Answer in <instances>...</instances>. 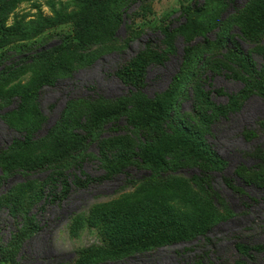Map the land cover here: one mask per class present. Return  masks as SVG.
I'll use <instances>...</instances> for the list:
<instances>
[{
    "label": "rangeland",
    "instance_id": "1",
    "mask_svg": "<svg viewBox=\"0 0 264 264\" xmlns=\"http://www.w3.org/2000/svg\"><path fill=\"white\" fill-rule=\"evenodd\" d=\"M91 1L11 0L7 9L0 11V26L3 27L0 31V66L13 70L20 65L28 68L26 72L16 69L15 75L0 84V97L10 88L28 84L36 72L53 74L52 83L41 87L28 105L30 109L35 103L38 104L39 112L46 118L43 129L37 134L39 138L46 137L62 116L69 120L78 118L86 124L92 117L113 113L133 100L141 104L142 113L150 108L152 101H159L166 110H174L178 122L193 128V124L198 122L194 116L195 107L205 111L211 104L227 105L228 95L236 94L243 87L240 81L230 77V72L236 73L235 68L221 58L224 53L221 48L226 41L228 45L237 42L257 65L263 62L258 49L240 34L238 24L231 25L227 34L218 33L217 38L216 29L209 35V40L216 41L214 51L206 47L203 38L186 32L184 37H177L175 54L165 65L150 68L147 86L133 96L131 90L116 77L118 68L135 57L149 40L159 42L163 39L161 30L166 25L174 28L184 22L181 14L183 6L204 0H125L119 7L122 23L116 24L114 30L111 27L106 30L105 27L97 31L95 27H89L90 34L83 50L60 54L48 65L34 67L39 55L47 53L52 56L64 38L75 31L70 18L76 13L79 15L80 10L88 12L90 8H86V4ZM206 1L210 4L208 12L193 16L199 22L208 23L214 8L212 0ZM246 4L248 0H236L235 6H230L226 15ZM3 5L0 2V7ZM105 30L113 36L112 41L102 39ZM224 35L226 41L222 39ZM187 42L196 45L197 49L192 55L193 60L184 64ZM99 43L105 44L101 46ZM261 44L264 47V36ZM7 52L9 54L4 57ZM51 64L54 65L52 70ZM18 105V100L9 95L7 99L0 98V155L18 160L35 159L47 152L53 146V141L27 150H10L12 141L21 137ZM239 106L241 109L236 110L240 111L214 121L211 135L205 137L211 149L228 163L224 173L214 175L213 186L235 213L232 219L210 231L208 237L211 244L200 238L135 255L117 263L101 264H218L237 258L234 246L239 241L264 242V194L236 177V171L242 168L240 166L252 168L257 164L251 154L258 147L264 148V98L254 95L247 101H240ZM28 122V119H23L22 123L26 125ZM199 128L201 130L200 125ZM131 131L124 117L115 118L103 126L97 139L95 137L94 141L88 142L78 155L85 174L99 177L105 169H113V163L108 162L105 143L125 136L126 141L134 144L139 136H134ZM249 131H254L256 137H245V132ZM139 139L145 141L143 137ZM127 154L121 161V165L127 166L124 173H117L112 179L85 189L72 187L66 199L57 200L44 210L39 209L44 200H40L39 204L35 202L40 196L34 201L29 200L28 196L35 192L42 193L44 184L58 168L59 171L70 170V175L83 179L85 176L78 170L74 171L69 164L28 175H7L0 167V240L5 245L13 241L15 215L26 218L28 214H35L40 227L39 232L32 236L24 234L22 241L14 244L12 255H16V260L20 259L23 264H74L82 249L106 245L102 227L91 224L92 210L102 204L117 201L129 204L141 200L145 187L152 182L148 169L134 162L131 151H127ZM223 177L235 178L237 185L245 189L247 197L241 199L233 193L225 185ZM73 178V175L70 176L71 181ZM252 199L257 201L252 203ZM17 200L21 211L12 208ZM171 203L175 208L183 204L177 199L171 200ZM1 257L4 260L0 264H12L5 261L3 252ZM257 264H264V254L257 255Z\"/></svg>",
    "mask_w": 264,
    "mask_h": 264
},
{
    "label": "trees",
    "instance_id": "2",
    "mask_svg": "<svg viewBox=\"0 0 264 264\" xmlns=\"http://www.w3.org/2000/svg\"><path fill=\"white\" fill-rule=\"evenodd\" d=\"M123 1L125 0L88 2L86 4V8H90L88 12L80 10L79 15L75 12L73 18H70L75 31L64 38L52 56L47 53L39 55L35 59L37 64L34 67L48 65L60 54L83 50L90 34L89 27H95L97 31L104 30L105 27L106 30L107 27L114 30L116 24L122 23L119 7ZM0 2L5 5L0 7V11H4L11 0H0ZM212 4L214 8L208 23L199 22L193 17L208 12L210 4L206 0L191 6H183L181 14L184 22L174 28L166 25L161 30L163 39L159 42L149 40L135 57L122 64L115 73L135 96L147 86L149 69L165 65L170 56L175 54V41L178 36L184 37L186 32L196 34L204 39L207 48L214 51L216 41L209 40V35L216 29L217 38L218 33L227 34L231 25L238 24L240 34L258 49L263 62L257 65L237 42L228 45V41L225 40L226 35L224 38L221 36L226 41L221 48L224 50L221 58L235 68L236 73L230 72V77L240 81L243 87L236 94L228 95L227 105L211 104L205 111L195 107L194 116L198 122L193 124V128L178 122L174 110H166L159 101H152L150 108L142 113L141 104L133 100L128 106L120 107L113 113L92 117L86 124L81 123L78 118L69 120L62 116L46 137L39 138L37 134L43 129L46 118L39 112L38 104L35 103L30 109L28 105L41 87L52 83L53 74L44 75L42 72H36L35 77L28 84L10 88L0 97L7 99L9 95L11 98H16L19 103L17 115L22 125L21 137L12 141L10 150H27L35 145L53 141V146L35 159L18 160L1 154L0 167L4 174L28 175L69 164L73 166L74 171L78 170L85 176L83 179L74 174L70 175V170L59 171L58 168V171L44 184L42 193L35 192L28 196L32 201L40 196V199L35 201L37 204L40 200H44L39 209L44 210L47 205L66 199L72 187L85 189L90 185L110 180L117 173H124L127 166L121 165V161L128 155L127 151L132 152L131 157L135 163L146 167L150 172L149 177L152 182L145 187V194L141 200L134 202L125 200L129 204L118 201L102 204L92 210L91 224L102 227L107 244L82 249L74 264L117 263L135 255L147 254L163 247L189 243L200 238L211 244L208 237L210 231L235 216L228 201L213 186L214 175L224 173L228 163L211 149L205 137L211 135V125L214 121L240 111V101H247L254 95L264 98V47L261 44L264 36V0H248V4L236 8L228 16L226 12L230 6H235L236 0H212ZM2 29L3 27L0 26V31ZM106 30L102 39L112 41L113 36ZM99 44L102 46L105 43ZM196 49V45L187 42L183 55L184 64L193 60L192 55ZM8 54L9 52L4 53V57ZM21 68V65L14 70L0 66V84H4L8 77L15 75L16 69L22 70L21 72L28 70L27 66ZM53 68L54 65L51 64L50 69ZM237 108L240 109L236 110ZM119 117L125 118L134 136H139L141 139L143 137L145 141L141 142L138 138L136 143L132 144L125 140V136L116 139L115 142L108 141L105 143L109 160L107 161L113 163V169H105L103 175L99 177L86 175L78 161L79 153L85 149L88 142L94 141L95 137L97 139L103 126ZM23 119H28L29 122L25 125L22 123ZM244 135L248 139L256 137L254 131L245 132ZM251 155L257 160V164L252 168L240 166L242 168L236 171V177L264 194V148H256ZM72 175L74 178L71 181ZM223 181L241 199L247 197L245 189L237 185L235 178L223 177ZM173 199L181 201L182 207L175 208L171 203ZM262 199L264 201V197ZM256 201L257 199H252V203ZM12 208L21 211L19 200ZM36 218L35 214H28L26 218L15 215L16 231L12 233L13 241L5 245L0 240V263L4 260L1 257L3 252L6 256L5 261L23 264L20 259L16 260L15 254L12 255V250L15 243L22 241L24 234L32 236L39 232L40 227ZM262 233L264 234V228ZM234 250L237 254L235 260L222 261L218 264H257V255L264 254V242L239 241L235 244Z\"/></svg>",
    "mask_w": 264,
    "mask_h": 264
}]
</instances>
